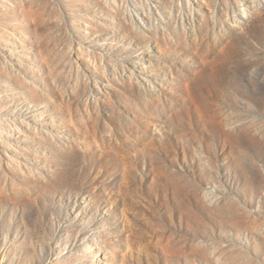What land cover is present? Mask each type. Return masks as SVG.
<instances>
[{"label":"rangeland","instance_id":"obj_1","mask_svg":"<svg viewBox=\"0 0 264 264\" xmlns=\"http://www.w3.org/2000/svg\"><path fill=\"white\" fill-rule=\"evenodd\" d=\"M0 264H264V0H0Z\"/></svg>","mask_w":264,"mask_h":264}]
</instances>
